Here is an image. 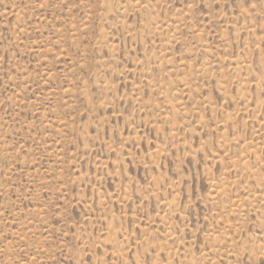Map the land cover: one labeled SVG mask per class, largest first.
<instances>
[{
    "label": "rangeland",
    "instance_id": "1",
    "mask_svg": "<svg viewBox=\"0 0 264 264\" xmlns=\"http://www.w3.org/2000/svg\"><path fill=\"white\" fill-rule=\"evenodd\" d=\"M0 264H264V0H0Z\"/></svg>",
    "mask_w": 264,
    "mask_h": 264
}]
</instances>
